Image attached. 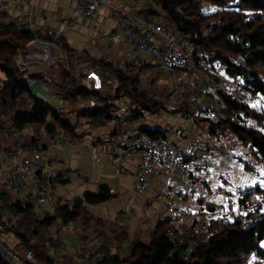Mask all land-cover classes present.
<instances>
[{"label":"trees","instance_id":"obj_1","mask_svg":"<svg viewBox=\"0 0 264 264\" xmlns=\"http://www.w3.org/2000/svg\"><path fill=\"white\" fill-rule=\"evenodd\" d=\"M143 1L159 7V12L153 10L149 15L159 18L157 14L164 13L166 21L182 35L184 43L193 45L195 51L210 52L211 63L225 67L227 75L240 79L251 94L264 99V0ZM205 3L215 6L216 11L202 14L201 7ZM146 13L141 15L145 14L144 19L151 22ZM31 41L30 33L17 29L12 22L0 23V73L7 80L3 85L0 83V145L2 139L14 130L24 135L25 150L28 152L37 149L38 140L34 134L39 131L50 139L61 135L75 140L86 137L82 132L84 127L100 130L116 121L115 112L121 101L130 104V121L137 120L141 116L140 112L157 115L165 109L166 100L159 101L155 98L156 94L152 95L153 81L147 85L142 83L150 68L156 66L135 60L115 67L84 51L75 56L74 51L66 46L69 61L66 66L52 65L46 69L34 66L21 70L17 63L18 50H26ZM195 55L196 52H193L190 57L194 58ZM239 57L244 60L241 64L236 61ZM96 66L115 75L118 89L112 95L87 91L80 85L81 79L77 74L83 69ZM27 75L35 81L48 79L51 89L61 93L66 104L72 106L70 111L74 113L73 119L64 118L63 113L41 104L24 84L23 79ZM204 75L209 85L205 95L216 98L212 103L215 105L210 108L218 116V124L209 127L208 136L217 141L226 134L230 135L232 144L239 143L244 148L243 157L237 159L241 168L257 177L263 171L259 166H264V111L250 97L245 96L242 100L234 97L220 86L216 78L212 79L209 71H204ZM91 100L95 102V108L89 109L82 105ZM181 106L179 109L183 110ZM47 124L53 127L50 133L45 129ZM138 131L153 140L165 138L167 133L166 130L149 127H140ZM112 136H116V133ZM194 149L191 153H185L181 159L197 157ZM61 176L59 174L53 178V189L56 184L67 182L68 179L59 181ZM259 179L257 185L241 191H234L224 180V185L219 186L217 192L230 198L228 212L224 215H210L209 222L203 224L201 239L198 230L200 220H195L187 232L180 235L174 219L163 218L154 225L148 243L131 241L125 258H119L118 254L108 256L93 253V256L99 259L100 264H247L253 252L264 258V213L259 211L264 209V176ZM206 184L202 183L204 187ZM81 198L87 206H99L114 200L116 194L102 187L97 193H85ZM0 201H4L0 203V223L4 226L5 234L18 240L16 249L32 251L38 259L48 263H51V259L45 246L40 244L39 239L43 237L40 231L52 228L56 220L66 225L76 223L81 218L85 220L81 208L83 204L78 207L58 205L53 217L40 219L34 216L32 206L13 201L8 193L0 191ZM242 203H255L259 210L253 213L242 212ZM199 205L209 208L212 204L201 199ZM1 211L16 215V224L9 225ZM102 252L107 251L102 249ZM0 264L3 263L0 261Z\"/></svg>","mask_w":264,"mask_h":264},{"label":"built area","instance_id":"obj_2","mask_svg":"<svg viewBox=\"0 0 264 264\" xmlns=\"http://www.w3.org/2000/svg\"><path fill=\"white\" fill-rule=\"evenodd\" d=\"M36 0H0V23L12 22L17 29H23L30 33L32 41L26 50L18 51L17 63L21 70L37 66L46 69L55 61L67 63L65 52L64 29L65 27L49 28L43 35L39 34L34 26L32 14L29 13L24 19L12 20L5 16L2 18L4 9L10 6H23L34 4ZM125 5L128 1L131 6H115L111 0H77L74 7L76 17L86 20H93L100 12H107L115 21V28L107 36L101 38L102 43H113L123 41L132 44L146 55L149 60L158 68L168 72L174 93L170 97V104L165 105L163 110L169 114H179L181 124L173 125L166 131L165 138L153 140L141 134L138 130H131L124 134L122 131L117 136L106 138L96 146L91 141L82 139L79 143L88 146L91 151V162L95 165L101 163L104 157L117 159L120 163L126 161H136V170L133 175L132 190L136 197H143L150 189V181L155 179L158 187V194L163 199L168 200V211L174 213L175 202L185 204L197 212L200 210L199 203H191L193 193L201 191V184L217 178L215 166L208 155H202L190 160H183L181 157L191 148V141L197 130L198 123L210 126L218 124L216 112L209 108L193 107L189 111L179 109L180 98H178V88L180 81L178 73L180 70L191 72L193 76L201 75L204 71H209L216 78L220 86L231 92L234 97L242 100L245 96L250 97L254 103L264 111V99L251 95L249 88H246L240 79L231 78L225 72V67L216 66L210 62L212 54L207 51H195L191 44L184 43L183 37L174 26L166 27L156 22H148L142 17L146 7L152 10L158 7L152 2L143 0H115ZM147 5V6H146ZM196 52L194 58L190 54ZM25 53V54H23ZM238 63L244 60L237 58ZM33 64V65H32ZM81 79L80 85L87 91H100L104 96L112 95L118 89V82L115 75L100 66L86 68L77 74ZM24 84L33 93L36 86L41 90V94L35 95L36 99L55 112H62L66 104L64 96L51 89L50 81L32 80L29 75L24 77ZM108 88L105 90L103 85ZM161 91L155 95L159 101H164ZM172 100V98H174ZM51 102H56L57 108L52 107ZM94 103L90 104L93 108ZM131 115L125 107H120L115 112L120 130L125 127V122ZM71 140L61 141L52 139L44 144L38 140L37 149L31 152L25 150V141L22 133L12 131L2 139L0 145V190L8 193L13 201L21 205H30L35 213L41 218L53 217V210L50 209L49 199L53 193L52 180L61 174L65 178L69 177V165L66 159L65 168L45 170L42 167L43 156L54 148H62L65 155L73 149L76 144ZM182 143V144H181ZM234 158L243 157L242 147L233 145ZM218 180V179H217ZM162 199V200H163ZM207 200V199H206ZM229 197L225 198L223 207L219 210L220 215L228 212ZM149 203L147 200L145 204ZM241 211L253 213L259 210L257 204L242 203ZM264 213V209H260ZM4 226L0 223V261L3 264H49L45 260L38 259L32 251H19L2 241ZM250 258L256 264H264V258L256 253H251ZM64 264V262H60ZM75 264H100L99 259L88 253L84 258L77 259Z\"/></svg>","mask_w":264,"mask_h":264},{"label":"crops","instance_id":"obj_3","mask_svg":"<svg viewBox=\"0 0 264 264\" xmlns=\"http://www.w3.org/2000/svg\"><path fill=\"white\" fill-rule=\"evenodd\" d=\"M76 1L77 0H36L33 5L26 4L21 7L10 6L4 9V11L2 12V16H8L14 21L18 19H24L29 13H31L34 26L37 28L39 34L41 35H43L49 28H56L60 26L65 27V47L68 46L71 51H74V54L84 51L96 59L106 60L110 62L115 67H121L125 63L135 60H140L144 63L146 62L152 66L154 65L151 60L149 61L146 55H144L137 49L136 46L127 44L123 41H115L114 43L117 47L115 49H112L111 53L105 51L103 48L104 44L111 46L112 43H102L100 39L103 36H107L108 33L115 28V21L107 12H100L93 20H86L81 17H76L74 13ZM111 3L119 7L131 6V3L128 1L125 2V5L115 0H111ZM145 11H147L146 16L148 15V20L154 21L157 19L155 16H151L148 14L149 12L153 11L150 9V7L149 9L146 7L144 12ZM144 15H142V17H144ZM150 72L151 68L147 74V78L150 77L153 79L157 77L156 74ZM167 74L170 75L168 72ZM171 82V79L170 81L165 80L168 89L171 86ZM145 83L147 85L148 81H145ZM163 98L164 101H169L164 97V95ZM89 102L95 104V102L92 100ZM202 104L204 105L201 108H207L205 106L207 103L203 102ZM127 105L128 107H130V104L128 102ZM95 107L96 104L93 108ZM120 107H125L129 112V115H131V109L128 108L124 102L121 101L119 103V108ZM93 108L90 107L89 109ZM134 110L135 108H133V111ZM145 114L147 113L140 112L141 116H139L137 120H139L140 118H144ZM156 116L157 115H152V118H156ZM134 121H130L127 119L123 130L119 129V126H117L118 121L116 120L113 124H109L106 128L100 130H93L84 127L82 129V132L86 134V137L80 138L78 140L70 139L69 137H64L63 135L55 137L54 139H59L61 141H81L82 139H86L88 141H91V144H93V146H96L106 138L115 137L112 136L113 133H116V136L120 131H122V133L124 132V134L130 133V128H127V124L129 125ZM146 121L147 122L142 124L141 127L152 128V125H157L152 120ZM175 124L179 125L181 123L177 122ZM168 125L170 126V124ZM154 128L162 130L168 129L158 126H155ZM208 130L209 129L205 124L198 123L197 130L191 141V147L193 149L195 148L194 150L196 151L197 157L202 155L210 156L212 165L215 166V174L216 176H218L217 178L207 181L205 187L201 184L202 190L195 191L193 193V200L197 199L196 201H198V203L201 199H207V201L212 204L209 208L202 207L204 211L199 212V214L197 215L199 217H206L213 214L215 215L223 207L226 196L217 191L219 186L224 185V180L232 189H234V191H241L249 186L257 185L259 183V181H255L256 177L251 176L253 174L250 175L248 172L244 173L243 169H241L243 174L245 175L243 176L242 172L240 173V171H236V167L241 166L237 162V159L234 158L233 153H231V155L228 154L226 150L219 149L222 146H207L200 140L201 134L208 136ZM47 140L50 141L51 139L47 138ZM192 148L187 149L186 153H191ZM69 158L70 160H68V165L70 169V175L68 178H65L64 176H61L59 178V181H66V179L68 180L67 182L64 181L65 183L56 184V188L53 190V193L51 195L52 197H50L49 199V206L50 209L53 210V215L55 213V207H57L58 205H67L69 203L73 204L75 198L82 197V195L85 193L95 194L102 187H105L116 194V198L110 201L111 203L107 205V211H109L107 213L111 217L117 214L119 218L118 220L121 224H123L124 228H126L127 231L129 230V232H134V230L137 228L134 223L137 226L140 225L143 230L144 228H147V230H152L157 220L163 218H172L170 217L171 215L166 212L165 208L162 206L161 200L163 198L158 194V185L154 178L151 179L150 189L143 197H136L134 195L132 190V181L134 172L136 170V161L131 160L120 163L117 159L114 160L109 157H104L101 160L100 164L95 165L91 162V151L88 146L72 149L70 151ZM62 165L63 167H61ZM65 166L66 155L64 152H61V150H54L50 155L46 154L43 157L42 167L45 170H48L49 168L61 169L65 168ZM72 176H75L76 178L71 179ZM261 177L262 176H260L259 178ZM203 195H206L207 197L203 198ZM53 197H55L56 199L53 200ZM146 200H150L151 203L145 204ZM211 209H213L212 212ZM142 211H145L144 219L140 217ZM193 215H195L194 211H191V209H187V206L185 204L175 202V210L172 216H174L173 219H176L178 221L177 223L180 224V222H183V219L186 218L192 221L190 224L192 225L196 220ZM130 217L133 218V220L130 219ZM55 222L56 223H54L52 228H54L55 224L59 223L60 220H57ZM74 224L77 225V222ZM61 225L63 226V228L66 226V224ZM57 228H59V226H57ZM76 228L72 229L71 231V236L74 235V241L71 247H67V255L64 253V251H66V248L63 244L64 238L61 235L62 245L56 249L50 248L48 251L46 250L48 257L51 259V263L49 264H60V262H64V264H75L77 262V259L83 258V256L92 252L91 248L95 246L98 240L92 237L90 231H88L89 233H85L83 231V233L79 235L78 233H76ZM5 244L16 249L19 243L13 245L12 242L8 243L6 240ZM129 249L130 244L128 245V243L122 246L123 251H129ZM120 250L121 247H118V251ZM114 254H117L116 250H114Z\"/></svg>","mask_w":264,"mask_h":264},{"label":"rangeland","instance_id":"obj_4","mask_svg":"<svg viewBox=\"0 0 264 264\" xmlns=\"http://www.w3.org/2000/svg\"><path fill=\"white\" fill-rule=\"evenodd\" d=\"M216 9L217 8L215 6L205 3V5H202V7H201V13L202 14H210V13L215 12ZM154 10L159 12V7L157 9L155 8ZM157 15L159 16V18H157L153 22H156V23H158V24H160L162 26H166V27H170L171 26V24L168 21H166V18H165L166 16L164 15V13L163 14L162 13H158ZM2 18H4V16H2ZM181 37H182V35H181ZM116 47L117 46H116V44L114 42L111 44V46H108L107 44H104V46H103L104 50L107 51V52H110V53L112 52V49H115ZM78 53H80V52H78ZM74 55L77 56L76 54H74ZM236 61H237V59H236ZM63 64L66 66L68 64V61H67V63H61L59 61H55L52 65L53 66L54 65L57 66V65H63ZM150 73L156 74V76H157L156 78H153L154 80L152 78H150V77H149L150 79L147 78V74L148 73L146 74V77H144V81H148V82L154 81V82H152L153 83L152 84L153 89L152 90L150 89L151 91H153L152 95L153 94H158L161 91V93H164L162 95H164V97L167 100L170 101L171 100L170 97L174 93V87L172 86V83H171V86H170L171 89L170 88L168 89V87L166 86V83H165V80L166 81H170V79H169L170 75H168L166 71L160 70V68H158V67L151 68V72ZM178 78H179V81H180V86H179V88L177 90L178 91V98H180V101L178 103H180L182 105L181 107H184V111H189V109H191L193 107H200L201 108L204 105V104H202L203 102L207 103L205 105L207 108H210L211 106L215 105V103L213 105H212V103H213V101L214 102L216 101L215 100L216 98H213V96L212 97H208V96L205 95V92L207 90L209 91V85H208V82L206 80V76L204 75V72H202L201 75H198L196 77V76L191 75V72H189V71L180 70L179 73H178ZM144 81L142 80V83L145 85L146 83ZM0 83L2 85L6 83V81L3 78V75L1 73H0ZM80 83H81V81H80ZM103 88L105 90L108 89L105 86V84L103 85ZM212 89H213V87H212ZM33 93L35 95L41 94V90L39 89L38 86H36L34 88ZM175 97L176 96H174V98H172V100H174ZM169 101H165L166 105L170 104ZM91 103L92 102H88L87 104L86 103H84V104L82 103V105L84 107L90 108V104ZM51 105H52V107L57 108L56 102H54V103L51 102ZM125 105L128 107L127 103H125ZM62 109H63L62 112H58V113H63L62 116L64 118L69 117V119H70V117H71V119H73V114L74 113H72L70 111L72 109V106H69L68 104H65ZM179 118H181L179 116V114L172 115V114L166 113L164 111H162L161 113L157 114L156 118L155 117L152 118V115L145 114L144 118H140L139 120L131 122L129 125L127 124V128H130L132 131L135 130V129H139L142 126V124L147 122L146 120H148V121L152 120L155 124H157V125H152L151 126L152 128H154L155 126H158V127H161V128H171L175 123L181 122V120ZM168 124H170V126ZM25 136L28 138V135H25ZM34 136H37L36 139L39 140V141L42 140L44 144L49 143V140H47V137H45V135L42 134L41 131L35 133ZM23 138L25 139L24 135H23ZM200 140L203 143H205L207 146H209V145L217 146V147L218 146L219 147L222 146L219 149L226 150V152L228 154L233 153V156H235V153H234V150H233V145H236V144L240 145L239 143H234V142L232 144L233 139H230V135H227V134H226V136L225 135L222 136L220 138V140H217V141L215 139L211 138V137H208V136H205L204 134H201ZM81 141H83V140H81ZM74 142L79 143L80 141H74ZM231 145H232V147H231ZM84 146L85 145H82V144L79 143V144H76V146L74 145L73 149H75L77 147L78 148H82ZM54 150H61V152H64V150L62 148H59V147L54 148ZM54 150L49 151L48 154L50 155ZM243 150H244V148L242 147V151ZM70 151H69V154L66 157L67 161L70 160V158H69ZM61 167H63V165ZM259 168H260V170L264 171V166L261 165V166H259ZM236 169H237L236 171H240V173L242 172V170H241L242 168L241 167L238 166V167H236ZM257 171H259V170H257ZM263 171H260L258 176H264V172ZM244 173H246V172L244 171ZM249 174L251 175L252 173H249ZM242 175L245 176L243 174V172H242ZM246 175H248V174H246ZM251 176L252 177L253 176L256 177L255 175H251ZM75 178H76L75 176L71 177V179H75ZM258 180H260L259 177H256L255 181L258 182ZM263 187H264V183H263ZM205 197H207V196L203 195V198H205ZM55 199L56 198L53 197V200H55ZM196 200L197 199L191 200V203H193V204L197 203L198 201H196ZM147 201L149 203H151L150 200H147ZM161 201H162L161 202L162 206L165 208L166 212H168L171 215L170 217L173 218L174 217V216H172L173 214L168 211V200H161ZM2 202H4V201H0V203H2ZM110 203L111 202L103 204V205H99V206H87L86 204H83L81 206V208H82V213L85 215V218H84L85 220L84 221L81 218V220L77 222V225L74 224V223L67 224L64 228L61 225V222H59V223L55 224L54 228H49L48 230H46L44 232L41 230L40 232H41V234H43V237L41 239H39L40 242H41L40 244H43L47 251L50 248L51 249L59 248L62 245L61 244V241H62L61 236H62L64 238L63 244H64V246L66 248V251H64V253L67 255V250H68L67 247H71L73 245V241H74V239H73L74 235L71 236V231H72V229H75L76 227H77L76 228V233H78L79 235H81L83 233V231L85 233L90 231V233L92 234V237H94V239L98 240V242H96V240H95L96 244H95V246H93L91 248L92 253H94V254L98 253V254H101V255L106 254L108 256H111V255H115L114 254V250H116V253L118 254L119 258H125L128 255L129 251L128 250H125V251L122 250V246L124 244L128 243V245H129V244H131V241H133V240L134 241H140V242H143V243H148L149 240H150V237H151L150 236L151 230H147V228H144V230H143L140 225L137 226L134 223V225L137 227L134 230V232H132V231L129 232V230L127 231V229L124 228L123 224H121L120 221L118 220L119 218H118L117 214L114 215L113 217H111L107 213V212H109V211H107V208H108L107 205H109ZM68 205H73V204L69 203ZM202 207L203 206H200V210L204 211V209H202ZM187 209H191V211H194V213H195V215H193L194 218H196V220H200L201 221V224L199 225V229H198L200 231L199 232V235H200L199 239H201L202 236H203V234H202L203 228H204L203 224H204L205 221L209 222L211 216L199 217V216H197V212L198 211H195V210H193L190 207H187ZM35 211H34V216H36L37 218H40L35 213ZM1 212H2L1 213L2 217H4L5 221L8 222L9 225H15L16 224V222L18 220V217L16 215L8 214V212H6V211H1ZM144 212L145 211L141 212V216L140 217L142 219L145 218L144 217L145 216ZM130 219L133 220V218H131V217H130ZM180 219H182V218H180ZM177 222L178 221L176 219H174V225L176 226V229L179 231L178 233L180 235H183L191 227L190 224H191L192 221L185 218V219H183V222H180V224L177 223ZM57 226H59V228H57ZM2 235H4L3 238H2V241H4V242H6V240H7L8 243L12 242L13 245L16 244V243H19L18 240L15 237H13L12 235L5 234V233H2ZM116 237H118V239H116ZM118 247H121L120 251H118ZM102 249L106 250L107 252H102ZM247 264H255V261H252L251 258H249V261H248Z\"/></svg>","mask_w":264,"mask_h":264},{"label":"water","instance_id":"obj_5","mask_svg":"<svg viewBox=\"0 0 264 264\" xmlns=\"http://www.w3.org/2000/svg\"><path fill=\"white\" fill-rule=\"evenodd\" d=\"M23 54H25V53H23ZM52 125H50V124H47L46 126H45V129H46V131H48L49 133L52 131ZM83 204V200H82V198L81 197H77V198H75L74 199V201H73V207H78V206H81ZM213 211V209H211V212Z\"/></svg>","mask_w":264,"mask_h":264},{"label":"bare ground","instance_id":"obj_6","mask_svg":"<svg viewBox=\"0 0 264 264\" xmlns=\"http://www.w3.org/2000/svg\"><path fill=\"white\" fill-rule=\"evenodd\" d=\"M19 51V50H18ZM21 51V50H20ZM23 51V50H22ZM18 55H19V53H18ZM69 59V58H68ZM69 62V61H68ZM73 66V65H72ZM60 69V68H59ZM52 71V70H51ZM1 72H3V71H1ZM54 72V71H53ZM28 76V75H27ZM50 76V75H49ZM58 79V78H57ZM24 80V79H23ZM7 81V80H6ZM31 101V100H30ZM29 101V102H30ZM132 101V100H131ZM31 103V102H30ZM31 108V107H30ZM74 111V110H73ZM10 117V116H9ZM60 118H61V116H60ZM39 125V124H38ZM58 128V127H57ZM30 129V128H29ZM59 129V128H58ZM60 129H62V128H60ZM12 130V129H11ZM68 134V133H67ZM70 136V135H69ZM32 140V139H31ZM34 141V140H33ZM31 144H33V143H31ZM37 145V144H36ZM54 190V189H53ZM52 197V196H51Z\"/></svg>","mask_w":264,"mask_h":264}]
</instances>
